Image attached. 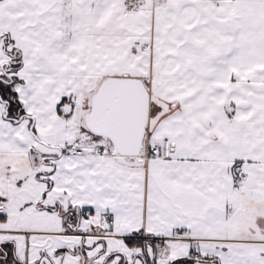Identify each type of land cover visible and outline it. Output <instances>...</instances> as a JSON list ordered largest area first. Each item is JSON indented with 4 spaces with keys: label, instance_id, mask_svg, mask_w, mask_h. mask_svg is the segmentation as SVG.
I'll return each mask as SVG.
<instances>
[{
    "label": "snow or ice",
    "instance_id": "6c2138e0",
    "mask_svg": "<svg viewBox=\"0 0 264 264\" xmlns=\"http://www.w3.org/2000/svg\"><path fill=\"white\" fill-rule=\"evenodd\" d=\"M0 264H264V0H0Z\"/></svg>",
    "mask_w": 264,
    "mask_h": 264
}]
</instances>
